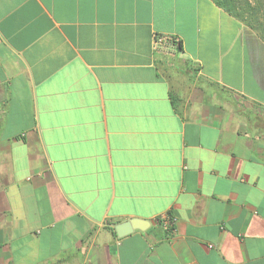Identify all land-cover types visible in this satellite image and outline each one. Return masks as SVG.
<instances>
[{
    "label": "crops",
    "instance_id": "obj_1",
    "mask_svg": "<svg viewBox=\"0 0 264 264\" xmlns=\"http://www.w3.org/2000/svg\"><path fill=\"white\" fill-rule=\"evenodd\" d=\"M0 264H264L257 30L215 0H0Z\"/></svg>",
    "mask_w": 264,
    "mask_h": 264
},
{
    "label": "rangeland",
    "instance_id": "obj_2",
    "mask_svg": "<svg viewBox=\"0 0 264 264\" xmlns=\"http://www.w3.org/2000/svg\"><path fill=\"white\" fill-rule=\"evenodd\" d=\"M234 4L235 11L242 14V21L252 23L253 29L264 38V0H234Z\"/></svg>",
    "mask_w": 264,
    "mask_h": 264
},
{
    "label": "built area",
    "instance_id": "obj_3",
    "mask_svg": "<svg viewBox=\"0 0 264 264\" xmlns=\"http://www.w3.org/2000/svg\"><path fill=\"white\" fill-rule=\"evenodd\" d=\"M170 39L171 38L169 36L156 35L155 36V46L165 47L167 42ZM157 220L161 221L160 224L164 228V230L167 234V237H170L171 234L174 232V225H175L176 217L172 213L166 212V213L160 215L159 217H157Z\"/></svg>",
    "mask_w": 264,
    "mask_h": 264
},
{
    "label": "water",
    "instance_id": "obj_4",
    "mask_svg": "<svg viewBox=\"0 0 264 264\" xmlns=\"http://www.w3.org/2000/svg\"><path fill=\"white\" fill-rule=\"evenodd\" d=\"M150 225V221L140 218H131L129 220L117 223L115 225V230L119 237H123L135 229L145 230Z\"/></svg>",
    "mask_w": 264,
    "mask_h": 264
},
{
    "label": "trees",
    "instance_id": "obj_5",
    "mask_svg": "<svg viewBox=\"0 0 264 264\" xmlns=\"http://www.w3.org/2000/svg\"><path fill=\"white\" fill-rule=\"evenodd\" d=\"M221 7L225 8L227 11L231 12L237 17H241L242 14L239 12L235 11V4L234 0H215ZM249 23V22H248ZM249 25L254 28L255 26L252 23H249ZM263 38V37H262ZM264 40V38H263ZM180 47V46H179ZM180 49V48H179ZM159 223L161 222L160 220H157Z\"/></svg>",
    "mask_w": 264,
    "mask_h": 264
}]
</instances>
